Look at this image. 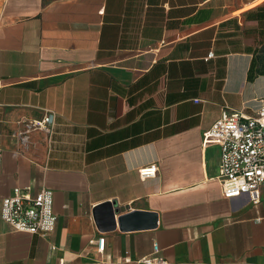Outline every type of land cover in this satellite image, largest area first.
<instances>
[{
    "label": "crops",
    "instance_id": "obj_1",
    "mask_svg": "<svg viewBox=\"0 0 264 264\" xmlns=\"http://www.w3.org/2000/svg\"><path fill=\"white\" fill-rule=\"evenodd\" d=\"M261 53L264 0H0V264H264V198L226 197L204 143L264 105ZM15 187L53 191L52 232L2 218Z\"/></svg>",
    "mask_w": 264,
    "mask_h": 264
},
{
    "label": "built area",
    "instance_id": "obj_2",
    "mask_svg": "<svg viewBox=\"0 0 264 264\" xmlns=\"http://www.w3.org/2000/svg\"><path fill=\"white\" fill-rule=\"evenodd\" d=\"M53 123V115H47L36 122L40 127ZM204 143H217L221 147L218 179L226 197L247 193L253 202L264 198V105L248 113L244 110L223 113L211 128L204 133ZM158 164L140 167L143 179L156 176ZM2 218L15 230L46 235L57 223L54 211V194L50 189L33 193L29 187H15L3 199ZM104 239L99 241L104 248ZM160 247L154 245L155 254ZM144 262L161 264L167 262L158 258L144 257Z\"/></svg>",
    "mask_w": 264,
    "mask_h": 264
},
{
    "label": "water",
    "instance_id": "obj_3",
    "mask_svg": "<svg viewBox=\"0 0 264 264\" xmlns=\"http://www.w3.org/2000/svg\"><path fill=\"white\" fill-rule=\"evenodd\" d=\"M97 219L99 221V223L101 224H106L110 227H113L114 222H115V216H114V211L112 210V206L110 203L105 204L104 206H100L97 209ZM146 216H153L154 217V224L156 223V216L152 215V214H146V213H141V212H131L129 214H125L122 215L121 217H119V222L121 224V226H124L125 223L129 222V221H135L137 220L138 222L145 218Z\"/></svg>",
    "mask_w": 264,
    "mask_h": 264
},
{
    "label": "trees",
    "instance_id": "obj_4",
    "mask_svg": "<svg viewBox=\"0 0 264 264\" xmlns=\"http://www.w3.org/2000/svg\"><path fill=\"white\" fill-rule=\"evenodd\" d=\"M257 62H261V64L264 66V53H261L260 55H258V58H257ZM263 72H264V67H263Z\"/></svg>",
    "mask_w": 264,
    "mask_h": 264
}]
</instances>
